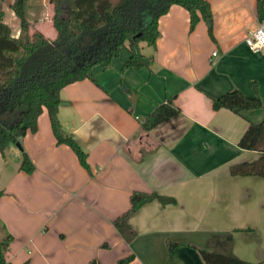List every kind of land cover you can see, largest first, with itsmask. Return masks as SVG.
I'll return each mask as SVG.
<instances>
[{
    "label": "crops",
    "instance_id": "crops-1",
    "mask_svg": "<svg viewBox=\"0 0 264 264\" xmlns=\"http://www.w3.org/2000/svg\"><path fill=\"white\" fill-rule=\"evenodd\" d=\"M12 2L1 0V9L16 37ZM27 2L33 26L53 37L49 1ZM208 2L211 33L203 19L189 30L187 9L171 4L158 18L155 44L139 43L149 66L123 68L129 51L121 48L111 65L93 67L96 83L83 78L61 88L57 116L86 152L88 169L70 146L56 143L45 108L21 141L31 173L18 168L16 144L0 151V237L12 236L6 262L115 264L132 254L127 264H206L200 249L210 235L230 232L236 256L264 264V176L229 172L232 163L262 155L238 140L264 109L237 114L211 106L232 88L264 102V51L244 40L264 18L257 0ZM168 99L179 112L144 129L145 117ZM133 190L175 202L143 203L128 217L136 234L125 241L113 221ZM169 241L177 243L171 253Z\"/></svg>",
    "mask_w": 264,
    "mask_h": 264
},
{
    "label": "trees",
    "instance_id": "trees-1",
    "mask_svg": "<svg viewBox=\"0 0 264 264\" xmlns=\"http://www.w3.org/2000/svg\"><path fill=\"white\" fill-rule=\"evenodd\" d=\"M27 1L13 0L11 4L20 21L19 34L15 37L3 20L0 0V151L11 144H18V168L26 173H31L35 166L22 148L21 141L27 130H36L37 118L43 108L47 111L56 143L70 146L79 163L89 168L86 152L78 139L64 132L59 122V92L66 84L83 78L96 83L93 67L111 65L123 46L129 51L123 68L149 66L151 57L141 53L139 43L155 44L159 33L158 18L171 4L187 9L189 30L203 19L211 33L212 14L208 0H48L52 6L53 37L33 26L26 14ZM257 14L259 19L264 18L263 0H257ZM252 85L256 89L255 81ZM211 106L241 114L248 109H264V102L258 95H246L232 88L213 97ZM178 112L170 99L163 101L145 117L142 127L149 130ZM238 145L260 150L262 155L251 161L232 163L230 174L264 176V116L259 122L248 124ZM152 199L163 204L175 202L173 197L156 191L133 190L129 196V208L113 221L125 241H130L136 234L128 223L129 215ZM11 238L10 234L0 237L1 264H11L4 258V250ZM232 242L230 232L210 235L206 247L200 249L203 261L206 264H256L236 256ZM176 246L177 243L169 241V253ZM132 257V254L122 257L115 264H127ZM86 264L98 262L91 259Z\"/></svg>",
    "mask_w": 264,
    "mask_h": 264
},
{
    "label": "built area",
    "instance_id": "built-area-1",
    "mask_svg": "<svg viewBox=\"0 0 264 264\" xmlns=\"http://www.w3.org/2000/svg\"><path fill=\"white\" fill-rule=\"evenodd\" d=\"M244 40L251 50L264 51V24L259 23L255 29L248 31ZM215 53V51L212 52L213 55Z\"/></svg>",
    "mask_w": 264,
    "mask_h": 264
},
{
    "label": "rangeland",
    "instance_id": "rangeland-1",
    "mask_svg": "<svg viewBox=\"0 0 264 264\" xmlns=\"http://www.w3.org/2000/svg\"><path fill=\"white\" fill-rule=\"evenodd\" d=\"M45 33H46V32H45ZM122 48H123V50H124V49H127L125 46H123ZM127 50H128V49H127Z\"/></svg>",
    "mask_w": 264,
    "mask_h": 264
},
{
    "label": "water",
    "instance_id": "water-1",
    "mask_svg": "<svg viewBox=\"0 0 264 264\" xmlns=\"http://www.w3.org/2000/svg\"><path fill=\"white\" fill-rule=\"evenodd\" d=\"M18 146V144H16Z\"/></svg>",
    "mask_w": 264,
    "mask_h": 264
}]
</instances>
